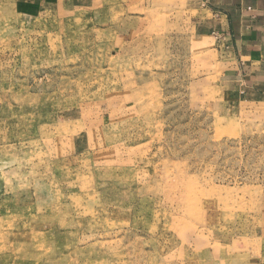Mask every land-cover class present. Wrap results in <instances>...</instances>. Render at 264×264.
<instances>
[{
    "label": "rangeland",
    "instance_id": "1",
    "mask_svg": "<svg viewBox=\"0 0 264 264\" xmlns=\"http://www.w3.org/2000/svg\"><path fill=\"white\" fill-rule=\"evenodd\" d=\"M188 5L0 0V264H264V100Z\"/></svg>",
    "mask_w": 264,
    "mask_h": 264
},
{
    "label": "crops",
    "instance_id": "2",
    "mask_svg": "<svg viewBox=\"0 0 264 264\" xmlns=\"http://www.w3.org/2000/svg\"><path fill=\"white\" fill-rule=\"evenodd\" d=\"M18 1L31 12H41L47 2ZM188 8L194 32L201 37L221 33L228 59L243 63L248 95L264 100V0H189Z\"/></svg>",
    "mask_w": 264,
    "mask_h": 264
}]
</instances>
